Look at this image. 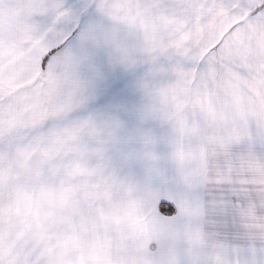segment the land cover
<instances>
[{
    "label": "snow or ice",
    "instance_id": "snow-or-ice-1",
    "mask_svg": "<svg viewBox=\"0 0 264 264\" xmlns=\"http://www.w3.org/2000/svg\"><path fill=\"white\" fill-rule=\"evenodd\" d=\"M0 264H264V0H0Z\"/></svg>",
    "mask_w": 264,
    "mask_h": 264
}]
</instances>
